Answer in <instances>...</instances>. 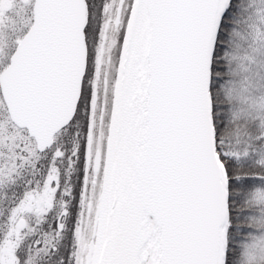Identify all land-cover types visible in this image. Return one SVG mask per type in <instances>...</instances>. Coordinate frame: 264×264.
Segmentation results:
<instances>
[{"label":"snow or ice","instance_id":"obj_1","mask_svg":"<svg viewBox=\"0 0 264 264\" xmlns=\"http://www.w3.org/2000/svg\"><path fill=\"white\" fill-rule=\"evenodd\" d=\"M0 264H264V0H0Z\"/></svg>","mask_w":264,"mask_h":264}]
</instances>
